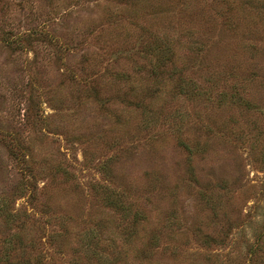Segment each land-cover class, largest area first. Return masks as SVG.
<instances>
[{"label":"rangeland","instance_id":"374dc122","mask_svg":"<svg viewBox=\"0 0 264 264\" xmlns=\"http://www.w3.org/2000/svg\"><path fill=\"white\" fill-rule=\"evenodd\" d=\"M9 262L264 264V0H0Z\"/></svg>","mask_w":264,"mask_h":264},{"label":"trees","instance_id":"16d2710c","mask_svg":"<svg viewBox=\"0 0 264 264\" xmlns=\"http://www.w3.org/2000/svg\"><path fill=\"white\" fill-rule=\"evenodd\" d=\"M106 198H107V200H109V202H111L112 205H114V207L119 206V204H120L119 203V199L118 200H115V196L114 197H106ZM137 215L138 214H136L135 217H134V220H136V221L138 220ZM8 251H9V254L8 255L10 256V252L12 251V247H9L8 248ZM9 264H10V262H9Z\"/></svg>","mask_w":264,"mask_h":264}]
</instances>
